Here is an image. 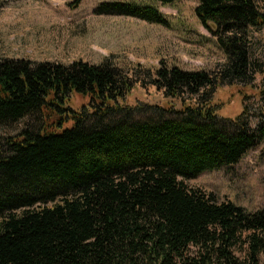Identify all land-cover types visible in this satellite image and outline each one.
I'll use <instances>...</instances> for the list:
<instances>
[{
    "label": "trees",
    "instance_id": "obj_1",
    "mask_svg": "<svg viewBox=\"0 0 264 264\" xmlns=\"http://www.w3.org/2000/svg\"><path fill=\"white\" fill-rule=\"evenodd\" d=\"M197 1L226 56L213 74L0 58V126L39 117L0 146V264H264V210L183 183L237 164L261 139L240 118L221 124L207 96L247 79L264 11L254 0ZM95 13L168 26L151 6ZM136 84L162 91L166 105L126 104Z\"/></svg>",
    "mask_w": 264,
    "mask_h": 264
},
{
    "label": "rangeland",
    "instance_id": "obj_2",
    "mask_svg": "<svg viewBox=\"0 0 264 264\" xmlns=\"http://www.w3.org/2000/svg\"><path fill=\"white\" fill-rule=\"evenodd\" d=\"M0 0V58L34 63L99 65L105 59L125 73L140 68L154 73L164 63L187 72L213 74L226 56L195 15L197 0H178L161 5L155 0ZM132 3L157 9L168 26L125 17L96 15L104 3ZM264 11V0H254ZM251 68L244 81H225L208 94L221 124L233 128L245 121L261 136L235 165L206 172L183 181L189 190L213 194L219 202H231L249 212L264 210V27L250 35ZM186 99V98H185ZM162 91L136 84L126 104L165 106ZM194 102V99H192ZM179 109L183 100H171ZM85 101L75 99L78 107ZM232 122V123H228ZM39 117L29 116L16 124L0 126V146L5 139L35 128Z\"/></svg>",
    "mask_w": 264,
    "mask_h": 264
}]
</instances>
